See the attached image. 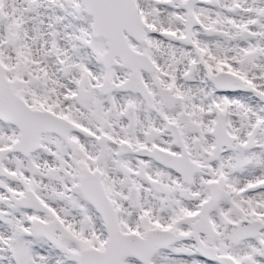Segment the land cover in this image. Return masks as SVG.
Returning a JSON list of instances; mask_svg holds the SVG:
<instances>
[{"label": "snow or ice", "instance_id": "1", "mask_svg": "<svg viewBox=\"0 0 264 264\" xmlns=\"http://www.w3.org/2000/svg\"><path fill=\"white\" fill-rule=\"evenodd\" d=\"M0 264H264V0H0Z\"/></svg>", "mask_w": 264, "mask_h": 264}]
</instances>
